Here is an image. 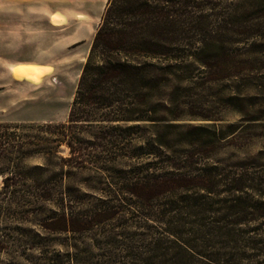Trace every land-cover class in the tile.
I'll return each mask as SVG.
<instances>
[{
    "label": "rangeland",
    "instance_id": "obj_1",
    "mask_svg": "<svg viewBox=\"0 0 264 264\" xmlns=\"http://www.w3.org/2000/svg\"><path fill=\"white\" fill-rule=\"evenodd\" d=\"M105 4L0 0V121H66ZM220 38L217 65L187 62L171 86L177 119L157 130L169 148L96 147V158L62 170L34 156L10 186L0 175V264H264V15L259 28ZM17 62L46 73L15 78ZM177 177L148 206L134 204L131 192ZM63 213L89 222L50 229Z\"/></svg>",
    "mask_w": 264,
    "mask_h": 264
},
{
    "label": "trees",
    "instance_id": "obj_2",
    "mask_svg": "<svg viewBox=\"0 0 264 264\" xmlns=\"http://www.w3.org/2000/svg\"><path fill=\"white\" fill-rule=\"evenodd\" d=\"M262 15L264 0H106L66 121H0L3 186H10L12 175L34 156L62 170L65 162L96 158V147L112 145L122 155L133 147L134 156L152 153L153 145L168 147L157 130L174 127L165 123L177 119L169 115L170 91L186 76V63L217 65L218 53L226 49L220 37L259 28ZM86 128L97 129L92 139ZM62 144L68 147L66 156L59 154ZM180 178L154 185L160 192L152 193L147 185L145 192H131L138 201L134 204L148 206ZM63 204L65 211L67 201L61 199ZM61 217V224L49 228L75 231L77 224L89 222L70 213Z\"/></svg>",
    "mask_w": 264,
    "mask_h": 264
},
{
    "label": "bare ground",
    "instance_id": "obj_3",
    "mask_svg": "<svg viewBox=\"0 0 264 264\" xmlns=\"http://www.w3.org/2000/svg\"><path fill=\"white\" fill-rule=\"evenodd\" d=\"M51 21H55V17H51ZM10 72L15 78H32L39 80L46 70L36 64L29 62H17L10 66Z\"/></svg>",
    "mask_w": 264,
    "mask_h": 264
}]
</instances>
